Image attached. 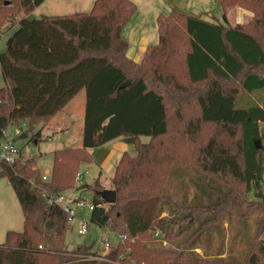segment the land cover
<instances>
[{"label":"trees","instance_id":"1","mask_svg":"<svg viewBox=\"0 0 264 264\" xmlns=\"http://www.w3.org/2000/svg\"><path fill=\"white\" fill-rule=\"evenodd\" d=\"M43 1L0 0V33L16 25L0 52V140L8 125L25 123V135L48 125L84 89L81 147L54 151L46 181L35 156L2 165L0 178L23 222L20 232L6 233L0 264H264V198H247L251 188L260 191L264 171V0H219L221 20L214 21L172 10L157 18V43L138 63L121 36L136 10L130 0H94L89 13L30 18ZM235 4L253 12L250 23L228 24L225 12ZM118 137L136 154L116 159L114 203L95 181L89 219L126 239L90 260L91 247L65 248L71 219L49 199L74 189L80 166L91 161L87 149ZM32 141H41L39 131ZM174 168L192 172L212 200L172 201L165 191ZM232 203L243 220L257 221L245 248L243 225L232 224L237 256L223 241L212 251L197 240L224 223ZM153 232L175 249L146 244Z\"/></svg>","mask_w":264,"mask_h":264},{"label":"rangeland","instance_id":"2","mask_svg":"<svg viewBox=\"0 0 264 264\" xmlns=\"http://www.w3.org/2000/svg\"><path fill=\"white\" fill-rule=\"evenodd\" d=\"M165 1V0H164ZM135 5L136 10L134 14L124 24L121 36L127 42L130 43V50L127 53L128 57L138 63L142 59L143 47L145 45H154L157 43V19L156 15L158 11H163L164 4L159 3L158 0H131ZM197 3H192L194 10L188 12V8L175 9L180 13L192 15L196 18L204 20L209 19L212 15L215 19L221 20V8L215 0H204L203 2L196 0ZM90 0H48L41 5L37 11H35V19H39L42 16H68L75 13H89L90 12ZM177 7V6H176ZM166 6L165 9H167ZM242 10L251 14V17L242 18L238 13ZM165 11V10H164ZM186 11V12H185ZM190 11V10H189ZM168 12H162L163 16L169 14ZM159 13V12H158ZM228 14V16H227ZM226 20L230 26L246 25L254 18L253 12L246 9L240 4L230 6L225 12ZM236 16V17H235ZM159 17H162L161 15ZM212 17V18H213ZM10 36V31L0 33V52L4 51L7 38ZM264 41V33L261 37ZM3 87V79L0 73V88ZM264 95V94H263ZM86 92L82 89L73 99L71 103L65 107L64 111L58 114L53 123L50 125H39L32 132L27 133L26 138L21 139L19 136L10 137L13 145L19 149L26 156H35L36 164L39 172L50 175L52 165L53 152L64 148H79L81 147V131L84 121ZM63 123L62 131L57 130L56 123ZM65 127H67L65 129ZM13 127L12 129H14ZM36 131L40 132L41 141L34 143L32 136ZM259 131L261 135V146L263 147L264 158V123L259 124ZM24 134V129L22 130ZM145 138L141 137L143 142ZM148 140V139H147ZM260 143H258L259 145ZM120 150V151H119ZM119 153H127L130 156H135V148L129 145H123L119 139L113 138L108 140L100 147L92 150L89 156L92 158V162L88 164H82L79 168V172L83 178L77 182L76 186L87 185V189L80 192L79 196L87 203H92L94 192L92 186L95 179L98 177V173L101 172L102 177L99 179V183L103 186V192L109 191L110 180L113 173V156ZM212 186H217L214 183H210ZM222 183H220L221 185ZM260 191L251 188L247 194L249 200H257L264 198V171L260 180ZM219 188V186H218ZM220 189L224 191V187L220 186ZM73 190V189H72ZM166 195L174 202L182 204L183 202L197 201L198 204H208L212 197L208 193L203 191L198 180L192 172L179 170L174 168L172 174L166 186ZM166 210H170L168 206L164 205ZM239 208L235 203H232L224 215V223L222 225L210 226L206 228L204 234L198 238L204 245L211 244L212 251L215 250L216 243L221 247L222 241L224 242L225 251L230 252L233 256H237L240 253L241 245H237L239 241L232 229V224L236 230L237 224L243 225L245 229L243 247L249 245L253 230L256 228V219L250 218L243 220L239 216ZM164 215V214H163ZM162 215V216H163ZM90 212L87 210L77 209L75 216L70 221V228L65 234V248L68 250L77 249L79 246L90 248L93 252L103 253L113 249L117 244V234L110 232L107 226L99 228L90 223ZM202 220H205L206 216H200ZM23 216L15 197L13 190L8 184L5 178H0V245L5 241V235L8 231L20 232L22 230ZM81 223L87 224V232L83 235L77 233ZM230 224V225H229ZM223 226V228H222ZM155 233V232H153ZM229 237V238H228ZM264 237V235L262 236ZM142 242L145 240L141 239ZM165 240V239H164ZM108 242L110 245L108 249L101 248V242ZM238 241V242H237ZM166 245L154 240L153 234L145 240V243L149 246L161 248V249H175V246L168 240H165ZM235 246V247H234ZM239 246V247H238ZM238 249V250H237ZM243 249V248H242ZM245 251V250H244ZM198 254H201V250H196ZM244 258L235 259L237 262L242 263Z\"/></svg>","mask_w":264,"mask_h":264},{"label":"built area","instance_id":"3","mask_svg":"<svg viewBox=\"0 0 264 264\" xmlns=\"http://www.w3.org/2000/svg\"><path fill=\"white\" fill-rule=\"evenodd\" d=\"M25 123H22L20 126H13L8 125L3 131H2V139L0 140V171L2 165H12L16 161H21L24 158H27L28 156L24 155L19 149H17L13 143L10 140V137L12 136H21L22 130L25 127ZM15 127L14 129H12ZM47 174H43L42 180H47ZM82 174L78 172L75 177V181L79 182L82 180ZM49 202L54 203L55 205L59 206L62 211L70 218L72 219L75 216V212L77 209L87 210L91 212L94 208V205L91 203H87L82 198L76 197L74 195H69L66 193L59 194L52 196L49 199ZM87 232V224L81 223L77 233L80 235H83ZM154 240L158 241L159 243L166 245V242L163 238L160 237V234L158 232L153 233ZM117 243L123 242L126 237L122 234H117ZM108 242H101V248L108 249L109 247ZM106 251L103 253L96 252L95 256L88 257L87 259L90 260H101V256L105 254Z\"/></svg>","mask_w":264,"mask_h":264},{"label":"crops","instance_id":"4","mask_svg":"<svg viewBox=\"0 0 264 264\" xmlns=\"http://www.w3.org/2000/svg\"><path fill=\"white\" fill-rule=\"evenodd\" d=\"M46 1H48V0H44L38 7H36L30 14H29V16H30V18H33V19H35V11H37V9L41 6V5H43ZM131 1V0H130ZM145 1V0H144ZM159 1V3H163L164 4V8H162V10L163 11H158L157 12V17H156V19L161 15V16H163L162 15V12H168V10L171 12L172 10H175V9H178V10H181L180 8H184L185 10L187 9L188 10V12H193L192 10H194V8L193 7H191L192 6V4L190 3V2H192V3H197L196 2V0H158ZM199 1H201V2H203L204 0H199ZM207 1V0H206ZM215 1H217L218 3H219V0H215ZM93 2H94V0H90V5H91V7H90V10H91V8H92V5H93ZM220 5V4H219ZM166 6H168V8L167 9H165L166 8ZM177 6V7H176ZM175 8V9H174ZM221 8V7H220ZM165 10V11H164ZM190 10V11H189ZM176 11V10H175ZM222 11V10H221ZM243 12H239L238 14L243 18H246V17H251V14H249L248 12H246V11H244V10H242ZM169 12V13H170ZM179 12V11H178ZM186 12V11H185ZM79 13H82V12H79ZM185 14V13H184ZM193 13H189V14H187L188 16H192V17H195V16H193L192 15ZM207 16H209V19H207V21H214V19L212 18L213 16L212 15H207ZM227 16H228V14H227ZM236 17V16H235ZM201 19V18H200ZM19 20V17L17 18V21ZM204 20V19H203ZM215 20H217V19H215ZM229 24V23H228ZM16 26V25H15ZM15 26H13L12 28H11V30H10V34H11V32L16 28ZM125 40V39H124ZM126 41V40H125ZM127 42V41H126ZM128 43V49H127V53L129 52V50H130V43L129 42H127ZM149 46H151V44H148V45H145L142 49H143V55H144V53H145V51H146V49L149 47ZM142 55V56H143ZM127 57H128V55H127ZM129 58V57H128ZM4 84V83H3ZM72 102V100L69 102V103H71ZM68 105V104H67ZM66 105V106H67ZM65 109V108H64ZM64 109H63V111H64ZM62 111V112H63ZM61 113V112H60ZM59 113V114H60ZM57 116V115H56ZM55 116V117H56ZM55 117L53 118V120L55 119ZM52 120V121H53ZM50 122L48 125H50V124H52L53 122ZM64 126V124L63 123H56V125H55V127L57 128V130H60V131H62L61 130V128ZM67 127H65V129H66ZM117 139H119V141L123 144V145H125V143H123L121 140H120V138L118 137ZM148 140H147V138H145L144 139V141L143 142H147ZM34 143H36V142H34ZM98 148V147H97ZM94 149H96V148H94ZM94 149H87L86 151L88 152V154H90V152H92V150H94ZM120 151V150H119ZM124 153V152H123ZM121 153H119V154H117V152H116V154L112 157L113 158V160H112V163H113V173H114V169H115V165H116V159H117V157L120 155ZM90 162H92V158H91V161ZM36 166H37V164H36ZM113 173H112V176H113ZM112 176H111V178H112ZM83 177V176H82ZM102 177V175H101V172H99L98 173V177L95 179V181L96 180H98L99 181V179ZM95 181H94V183H95ZM76 184H77V182H76ZM100 184V183H99ZM101 185V187L103 188V186H102V184H100ZM81 186H83V185H80V186H76L75 185V187H74V189L72 190H69V191H67V192H65L66 194H69V195H74V196H76V197H79V198H81L80 196H79V194H80V192L81 191H83V190H85V189H87V185H85L86 187L84 188V189H82V190H80V188H81ZM109 191H110V188H109Z\"/></svg>","mask_w":264,"mask_h":264},{"label":"water","instance_id":"5","mask_svg":"<svg viewBox=\"0 0 264 264\" xmlns=\"http://www.w3.org/2000/svg\"><path fill=\"white\" fill-rule=\"evenodd\" d=\"M129 82H124L123 84L120 85V89H123L125 88L126 86H128ZM21 139H24L26 138V135L25 134H22L20 136ZM258 143H256V147H258ZM86 186L83 185L81 186L80 190L84 189ZM103 195V197L105 198V200L108 202V203H114L115 201V193L113 191H107V192H102L101 193Z\"/></svg>","mask_w":264,"mask_h":264}]
</instances>
